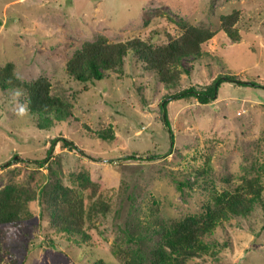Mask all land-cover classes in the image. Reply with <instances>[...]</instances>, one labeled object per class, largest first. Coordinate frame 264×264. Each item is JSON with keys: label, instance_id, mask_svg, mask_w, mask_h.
Listing matches in <instances>:
<instances>
[{"label": "rangeland", "instance_id": "1", "mask_svg": "<svg viewBox=\"0 0 264 264\" xmlns=\"http://www.w3.org/2000/svg\"><path fill=\"white\" fill-rule=\"evenodd\" d=\"M236 8L242 11L240 40L221 26V15ZM180 22L216 33L202 56L183 58L186 71L177 84L166 85L131 56L123 73L89 83L88 89L67 71V61L85 40L139 35L162 43L166 31L179 33ZM10 61L22 79L48 76L74 103V114L40 128L20 93L0 87V188L21 181L37 193L50 167L34 160L48 156L54 145L49 161L54 174L73 185L76 173L88 171L99 185L105 182L97 192L112 207L91 221L92 241L83 243L82 253L77 242L55 230L36 198L33 215L21 219L20 234L8 236L3 264H94L99 257L124 264L118 248L128 246L125 223L134 213L142 220L156 212L161 220L202 209L209 187L201 182L181 191L174 179L195 167L209 165L220 189L253 176L264 185V0H0V64ZM221 73L239 77L224 80L209 103L171 97L191 86L206 87ZM109 125L113 139L94 132ZM62 137L83 152L70 150ZM135 150L138 157L127 158ZM213 237L207 239L212 252L189 264H264V189L251 212L232 217Z\"/></svg>", "mask_w": 264, "mask_h": 264}, {"label": "trees", "instance_id": "2", "mask_svg": "<svg viewBox=\"0 0 264 264\" xmlns=\"http://www.w3.org/2000/svg\"><path fill=\"white\" fill-rule=\"evenodd\" d=\"M241 12V9L236 8L221 15L222 29L234 40L242 38L237 25ZM179 26L178 34L166 31L168 40L162 43L155 42L152 37L139 35L111 40L107 35L99 34L93 40H85L73 52L67 61V71L88 89L89 83L111 78L114 73H123L127 58L131 56L144 69L154 71L166 85L177 84L182 72L186 71L183 58L202 56L204 44L216 33L209 27L190 22H180ZM14 68L15 64L11 61L5 65L0 64V87L20 93L25 110L40 128L53 125L56 121H66L74 114V103L54 89L48 76L22 79ZM236 77L239 76L221 73L206 87L191 86L171 97L196 98L202 103H209L216 97L224 80ZM247 78L253 80L250 76ZM169 102L165 98L162 103L166 111ZM165 118L171 126L168 115ZM94 132L103 139L116 137L112 125ZM62 139L70 150L83 152L74 140L67 137ZM57 140L58 137L53 138V142ZM53 148L54 145L49 148V155L45 158L34 160L40 167H50L37 193L31 185H23L21 181L9 182L0 188V264L4 263L8 255L7 238L10 232L20 234L21 219L33 215L31 202L36 198H39L41 207L44 205L43 215L50 216L55 230L68 240L77 242L81 250L83 243L90 244L92 241L91 221L111 211V200L103 192H97L106 187L105 182L99 185L98 180L91 177L88 171H81L74 175L73 185H69L64 182L61 174H54L55 170L49 163ZM137 153L135 150L127 158H137ZM211 169L205 164L190 170L185 178H174L181 191L187 187L194 188L201 182L209 187L208 197L200 211L178 218L163 217L161 220L156 212H153L155 218L147 215L142 220L133 214L135 217L125 223L124 229L128 246L118 248V256L124 260V264H189V260L212 252L213 243L207 239L214 236L219 226H225L232 217L248 214L253 210L254 203L262 199L264 185L259 176L246 178L234 187L220 189L214 184ZM190 175L193 179L189 178ZM94 264L110 263L104 257H99L94 260Z\"/></svg>", "mask_w": 264, "mask_h": 264}]
</instances>
